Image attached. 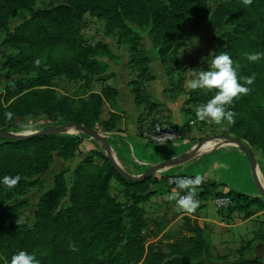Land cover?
Returning <instances> with one entry per match:
<instances>
[{"label":"rangeland","instance_id":"1","mask_svg":"<svg viewBox=\"0 0 264 264\" xmlns=\"http://www.w3.org/2000/svg\"><path fill=\"white\" fill-rule=\"evenodd\" d=\"M117 1L124 2V21L100 7ZM54 8L68 29H59L52 20ZM34 13L46 25L27 27ZM253 52H264V0L249 5L243 0H0L2 133L24 136L74 120L103 136L118 132L119 85L129 78L126 64H136L130 72L134 92L141 90L143 74L147 82L164 76L167 91L182 98L193 131L169 150L177 149L175 155L181 156L199 140L206 144L190 161L160 169L142 185L127 186L113 178L109 199L89 175L109 161L106 149L101 143V152L82 156L80 144L87 135L77 128L23 144L0 138V178L21 176L13 189L0 185V264H9L19 250L34 253L39 264H264V214L233 231L206 225L210 254L190 259L176 244L186 233L169 201L142 200L130 210L136 195L145 196L148 180L193 174L190 169L210 166L228 146L242 150L224 135L250 147L264 186V58L249 62L245 53ZM210 53H227L240 65L238 77L255 76L246 85L250 91L225 106L234 113L231 124L198 119L196 109L215 90L186 87L193 72L207 67L201 57ZM85 56L93 63H81L78 58ZM9 112L11 119L5 117ZM90 156L94 164L89 174L79 172ZM257 193L264 198L259 189ZM94 194L101 197L100 204L87 201ZM95 212H101L99 218ZM120 213L144 220L143 225L123 221L118 230L111 229L110 221Z\"/></svg>","mask_w":264,"mask_h":264},{"label":"crops","instance_id":"2","mask_svg":"<svg viewBox=\"0 0 264 264\" xmlns=\"http://www.w3.org/2000/svg\"><path fill=\"white\" fill-rule=\"evenodd\" d=\"M132 65L136 64H131L129 66L126 64V74L129 78L122 82L123 86L119 85L122 95V101L120 102L122 106L121 112L117 111L116 113L121 114L120 129L118 132H109L104 136L108 144L111 145L112 153L118 164L132 176L137 177L156 163L158 164L161 161L177 157V155H175L177 149L175 150L172 148L169 150L168 146H158L145 137V132L153 123L167 121L178 126L187 124V130L190 135L193 128L187 123L186 116L182 109V98L179 96L173 97L169 93L170 91H167L166 87L168 83L164 79V76L160 80H151L147 82V74H143L141 70L140 73L143 75L140 77L141 90L137 91L139 95L132 90V85H130V72L132 71L131 69L135 68L132 67ZM186 142H191L190 138H188ZM101 145V142L97 140L93 141L86 136L80 144V154L83 156L93 150L101 152ZM234 147L231 148L228 146L225 150H222L221 153L223 155L212 158L210 166L189 170L194 175H200L203 178L201 185L197 186V194L207 190L210 184H218L219 186L215 190V193H223V195L219 196H210V199L197 200L198 207L192 213L178 210L175 201H170L168 199L171 193L178 192L181 195L182 192L178 189L169 187L165 183V178H161L159 182L151 184L149 189L150 192H153L151 198H155L159 201H169V205H172L176 213H178L177 219L183 222V232L185 218L189 217L193 222L198 223L205 230L207 240L212 241L206 225H215L217 228L233 231L249 222L250 219L264 214V210L260 211L257 209V206H253L248 212H234L229 214L228 211H226V213L222 215V209L217 206L216 199L228 196L226 194L230 191L262 198L257 193V189L259 188L251 169L248 156L239 148ZM167 152L169 156H167ZM188 152L189 151L183 155ZM190 159L188 161H190ZM185 193H187V191ZM255 207L256 210H254V214L250 215L251 217H247L248 219H245L244 216H248ZM227 208L224 209L227 210ZM240 215L244 218H240ZM184 233L187 235L189 234L186 231Z\"/></svg>","mask_w":264,"mask_h":264},{"label":"clouds","instance_id":"3","mask_svg":"<svg viewBox=\"0 0 264 264\" xmlns=\"http://www.w3.org/2000/svg\"><path fill=\"white\" fill-rule=\"evenodd\" d=\"M245 5L252 3V0H243ZM197 41L192 42L195 44ZM245 58L249 62H257L264 58V52L245 53ZM202 61L207 62V67L203 70L193 72L192 78L186 83L189 90H215V94L205 104L196 109V116L200 120H211L216 125H221L223 121L228 124L233 122L234 113L230 110L226 111L225 106L233 102V98L239 94H247L250 88L246 85L253 84L255 76L238 77L239 64L234 65L233 60L227 53L212 55L210 53L206 57H201ZM39 64V61L36 62ZM12 113H5L7 119L12 118ZM202 176L196 175L194 178H179L176 186L181 190H187L186 195H180L173 192L169 195L170 201H175L178 210L186 213H192L198 207V201L195 199L197 195V186L202 183ZM21 180L19 174L15 176L5 175L0 178V185L6 189H13ZM9 264H39L34 253L25 250L15 252L9 261Z\"/></svg>","mask_w":264,"mask_h":264},{"label":"trees","instance_id":"4","mask_svg":"<svg viewBox=\"0 0 264 264\" xmlns=\"http://www.w3.org/2000/svg\"><path fill=\"white\" fill-rule=\"evenodd\" d=\"M100 7L103 11H105L107 13L108 12L118 13L121 20L124 21V19H125V14L123 11V8L125 7L124 2H121V1H117L115 3L109 2L107 5H105V6L102 5ZM42 13H47V12H42ZM49 13L52 16V20L54 21V23L56 22L58 24L56 26H58L59 29H68L64 20L62 18H60V15H59L60 13H59L58 8H54V9L50 10ZM32 17L33 18L31 19V21L26 24L27 27H29V25H30V27L32 25H46V24L40 22V20L37 18V14L34 13ZM50 25L52 27L55 26L51 23H50ZM78 59L84 65H87V63H88V65L93 63L92 59H90L88 56L79 57ZM74 122L89 127L85 123L79 122L78 120H74ZM181 128H182V131L185 133V136H186L188 133L187 124L184 126H181ZM48 136L35 137V138L29 139V140H24V141L7 140V143L23 144V143L28 142V141L43 139V138L48 137ZM79 141L80 140L77 139L78 143H79ZM97 156H101V154L98 153ZM89 159L90 160H88L87 164H85V165L82 164L80 166V168L78 170L79 172L89 174L90 167L92 164H94L93 163L94 158H93V156H92V158L90 156ZM115 170L116 169L111 164V162L107 160L106 164L103 165L102 167H100L95 174H89V175H91L90 177H92V180L94 178L97 179L96 180L97 186L101 189V192L108 198L110 196L109 195L110 194L109 193L110 182L113 178H119V179H121V181H123V183L125 185L132 186V187L142 185L145 182V181H143V182H132L130 180L123 178ZM150 177L151 176H149L148 178H150ZM152 178H153V176H152ZM150 180H151L150 182H149V180L146 182V186L143 189L144 191L142 190V192L145 193L144 194L145 196L140 198V197H138V195H136L135 196L136 198L135 199L133 198L134 203L130 206V210H132V211L135 210V207H138L137 203L139 201L148 200L152 197L153 192H150L149 189H150L151 184L156 182V181L155 180L152 181V179H150ZM218 186H219L218 184H210L209 188L207 190H204L200 194L196 195V197H195L196 200L208 199L210 196H213V195H217V196L223 195L222 192L215 193V190L218 188ZM226 195H228L232 199V204L226 210V211H228L229 214H232L234 212H248L253 206H257V209L260 211L264 210V198L254 197V196H250V195H247L245 193H240V192H236V191H230ZM100 199H101L100 196L97 197V195L94 194L91 197H88L87 201H96L98 204H100V202H99ZM115 207H118V205H116ZM97 213H101V212H95L96 218H99L100 215H98ZM141 213H142V211H141ZM116 215H117L116 218H114V220L110 221L111 229L113 228V229L118 230V228L120 227V225L123 221L129 222V223L131 222L133 224V226L136 228H139L138 226L143 225L144 220H142V222H140L141 220H138V219L134 220L133 216H129V217L127 216L126 217L122 213H120L119 215L118 214H116ZM184 231H186L190 235L189 234L188 235L182 234L180 237H177L178 241L176 242V244L179 247H183V249H182L183 255H186L190 259H198V258H202V257H205V256L210 254L211 246H210L209 241L207 240L206 232L198 223H195L189 217H186L185 218V224H184Z\"/></svg>","mask_w":264,"mask_h":264},{"label":"water","instance_id":"5","mask_svg":"<svg viewBox=\"0 0 264 264\" xmlns=\"http://www.w3.org/2000/svg\"><path fill=\"white\" fill-rule=\"evenodd\" d=\"M70 127H75L77 128L79 131H81L82 133L86 134L87 136H90L92 138H95L96 140H98L99 142H101L103 144V146L106 149L107 152V157L109 159V161L111 162V164L114 166V168L116 169V171L125 179L130 180L132 182H143L145 181L149 176L153 175L156 171L175 165V164H180V163H184L186 161H188L193 155H195L196 153H198L201 149H203L204 146V142L205 140H199L192 148L191 150L185 154V155H181V156H177L168 160H164L159 162L158 164H155L151 167H149L148 169H146L143 174H141L140 176H132L130 174H128L116 161L112 150L106 140V138L104 136H102L98 131L89 128L87 126L75 123V122H70L67 123L65 125L62 126H52L46 129H42L40 131L37 132H33V133H29L26 134L24 136H15V135H10V134H4L0 131V138L3 139H8V140H16V141H24V140H29L35 137H40V136H48L54 133H57L58 131L65 129V128H70ZM224 138L229 139L233 144L238 145L242 148V150L247 154L249 162H250V166L251 169L253 171L256 183L258 185V188L260 190V192L262 193V195L264 196V186L262 185V182L260 181V178L258 176L257 173V169H256V160L255 157L250 149V147L244 143L242 140L237 139L231 135H224L222 136Z\"/></svg>","mask_w":264,"mask_h":264},{"label":"built area","instance_id":"6","mask_svg":"<svg viewBox=\"0 0 264 264\" xmlns=\"http://www.w3.org/2000/svg\"><path fill=\"white\" fill-rule=\"evenodd\" d=\"M185 133L182 131L181 126L175 125L167 121L156 122L148 132L145 133V137L151 142L162 145L169 146L172 145L186 137ZM196 175L191 173H177L165 176V183L174 189H178L182 192L181 195H186L187 190H181L176 186V181L179 178H194ZM196 199V198H195ZM218 208L224 209L232 204V199L229 196H223L216 199Z\"/></svg>","mask_w":264,"mask_h":264},{"label":"bare ground","instance_id":"7","mask_svg":"<svg viewBox=\"0 0 264 264\" xmlns=\"http://www.w3.org/2000/svg\"><path fill=\"white\" fill-rule=\"evenodd\" d=\"M207 143H208V145H209L208 147L210 148V146H211V144H212L211 141H209V142H207ZM205 147H206V144H204L203 149H205Z\"/></svg>","mask_w":264,"mask_h":264}]
</instances>
